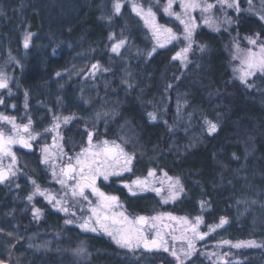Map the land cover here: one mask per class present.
<instances>
[{
    "label": "trees",
    "instance_id": "1",
    "mask_svg": "<svg viewBox=\"0 0 264 264\" xmlns=\"http://www.w3.org/2000/svg\"><path fill=\"white\" fill-rule=\"evenodd\" d=\"M259 1L258 13L247 0L239 11L217 10L187 48L180 22L154 0H0V69L19 66L12 101L27 100L36 128L59 111L72 120L62 130L67 151L91 135L128 155L129 174L99 185L131 214L157 211L214 227L188 252L173 251L172 237L167 250L130 251L32 202L26 181L4 188L9 181L0 185V264H264V69L247 74L253 43L264 39ZM146 10L169 30L166 44L154 42ZM20 151L28 175L45 183L38 147ZM153 170L179 180L174 201L115 185ZM42 238L54 242L49 251L34 250Z\"/></svg>",
    "mask_w": 264,
    "mask_h": 264
},
{
    "label": "rangeland",
    "instance_id": "2",
    "mask_svg": "<svg viewBox=\"0 0 264 264\" xmlns=\"http://www.w3.org/2000/svg\"><path fill=\"white\" fill-rule=\"evenodd\" d=\"M162 5L166 15L175 18L182 26V36L188 48L196 28L200 24L210 25L216 22L215 12L217 10H234L239 11L240 0H154ZM247 3L258 13L253 4V0H247ZM260 8L264 9V0L259 1ZM143 13L154 33V42L156 45H164L170 40L166 37L164 27L160 26L151 11H140ZM261 17L264 15L259 14ZM169 31V30H168ZM32 34L24 37V46L33 38ZM171 37V36H170ZM30 45V47H31ZM254 53L250 58V65L247 74L251 75L258 69H264V39H256L253 43ZM186 53V51H184ZM187 54V53H186ZM184 54V57L185 55ZM249 56L247 57V59ZM246 59V61H247ZM18 60H13L17 64ZM247 63H249L247 61ZM8 70L0 69V81L8 83V87L0 89V132L6 136V152L0 155V170L8 168L11 173V179L16 178L14 183L17 184L20 176L31 180L26 185L30 189L29 199L32 202L41 200L45 204L52 205L54 209H59L68 215V221L74 222L77 226H85L88 230H94L98 233H104L115 241L120 242L122 248L130 251L142 250L140 243L145 239H158L161 241L162 250L169 249L168 241L170 237L176 242L173 251L178 248L188 252L190 247H194L197 240L201 238L200 233H209L214 231V227H209L208 231L204 230L199 224L189 221L180 216L168 213H154L146 215L148 224L139 226L137 219L144 215L131 214L123 201L106 204L101 200L102 196L94 194L92 190H85L79 193V184L82 180L94 182L100 187L101 183H106L113 175H120L126 170L128 155L120 153L109 143L93 142L91 135L88 138L87 146L77 149L76 151H67L63 144L64 136L62 130L72 120L70 116H56L54 111L52 120L43 123L40 130L37 129V122L33 120L32 114L29 113L27 103L23 101L17 106L12 99L16 96L17 87H12L13 77L19 73V66L12 65L7 67ZM18 85V83H17ZM8 100V102L4 100ZM6 103L10 104L9 111L5 110ZM4 109V111H3ZM30 126L25 134L28 145L31 148L38 147L41 156L42 166L52 182L54 189L41 188L38 177L32 178L28 175L22 166L23 157L18 153V140L23 136L20 127L24 124ZM35 124V128H34ZM43 128V129H42ZM124 154V155H122ZM68 164L73 165L74 171L68 178L65 175V167ZM152 172V171H151ZM30 174V173H29ZM23 178V179H24ZM30 178V179H29ZM11 182V180H10ZM129 194L143 193L149 190L156 193L159 200L163 203L174 201L182 192L181 183L177 178H168L165 174L153 171L149 176L134 178L128 183H124ZM14 187V185H13ZM160 192H157V190ZM104 203V204H103ZM72 216V217H71ZM191 227V228H190ZM167 244L164 246L163 243ZM244 246V243H233L232 247L237 250ZM231 247L230 245L227 248ZM158 248V249H160ZM187 248V249H185ZM226 257L221 254L220 259Z\"/></svg>",
    "mask_w": 264,
    "mask_h": 264
},
{
    "label": "bare ground",
    "instance_id": "3",
    "mask_svg": "<svg viewBox=\"0 0 264 264\" xmlns=\"http://www.w3.org/2000/svg\"><path fill=\"white\" fill-rule=\"evenodd\" d=\"M24 103H27V105H28V107H29V113H34L35 112V109L33 108V107H31L30 105H29V103L27 102V100L24 102ZM59 115H63L61 112H59V111H57V114H56V116L58 117ZM32 118H33V114H32ZM32 123L34 122V119L31 121ZM43 125V124H42ZM41 125V126H42ZM27 151H31V150H27ZM18 153H19V156L21 157V151L20 150H18ZM25 168V167H24ZM126 168V170L125 171H123V172H121L120 173V175H119V177H121V176H124V175H128L129 173L127 172L128 171V166H126L125 167ZM6 169H8V168H6ZM2 170V169H1ZM9 170V169H8ZM25 171L27 172V169H25ZM154 171V170H153ZM9 172H10V170H9ZM150 172V171H149ZM150 173H152V172H150ZM150 173H148V174H145L144 175V177L146 176H149L150 175ZM66 175V174H65ZM68 178L70 177V176H68V175H66ZM46 177V176H45ZM45 177H44V179H45ZM47 177H48V175H47ZM12 177H11V173H10V176H9V178H8V180H5V181H3V182H0V185H2L3 183L5 184V183H7V182H9L10 180H12L11 179ZM24 177H22V176H20V179L18 180L19 182L17 183V184H15L14 186L16 187L15 189H19L20 187H21V184H22V182H24V181H27L28 179H26V178H24ZM43 178V177H42ZM15 177L13 178V180L11 181V183L9 184V185H7V186H4V188H6V189H11L12 191H13V189H12V186H11V184L12 183H14V181H15ZM43 179V180H44ZM141 179V178H140ZM46 182L45 183H42L41 181H40V186H41V188H44V189H47V188H49V189H54V187H52V182H51V180H50V178L48 177V178H46V180H45ZM29 182H31V180H28V183ZM109 182V181H108ZM107 182V183H108ZM124 183H128V182H126V181H124V179H117V180H115V185H117V187L118 188H120L121 189V187L122 188H125L126 189V187H124L125 186V184ZM27 186V185H26ZM28 187V186H27ZM29 189V188H28ZM0 190L2 191V189H1V187H0ZM29 191H30V189H29ZM28 191V192H29ZM102 192H101V195L100 196H102V199L104 200V196H108V197H111V196H113V197H117L118 198V200L116 201V202H118V201H120V195H117L116 193H114V192H111V193H109V192H107L106 190H104V188H102V190H101ZM157 192H160V190L158 189L157 190ZM134 194V193H133ZM136 195H143V194H141V193H136ZM144 195H146V196H148L149 195V197L151 198V199H155L158 195L156 194V193H153V192H151V191H149V190H146V192L144 193ZM157 195V196H156ZM105 201V200H104ZM126 206V205H125ZM155 206V205H154ZM154 208V207H153ZM126 209L128 210V206H126ZM135 214H139V215H143V213L141 212V211H138L137 213H135ZM72 217V216H71ZM69 220V219H68ZM69 222V221H68ZM71 223L72 224H74V222H72L71 221ZM75 225V224H74ZM191 228V227H190ZM7 232V236H10V232L9 231H6ZM200 237H201V239H204V237H206V234H204V233H200V235H199ZM41 242L43 243L42 245L40 244L39 246H38V248H36V249H34L35 251H39V252H46V251H49V249L51 248V246L52 245H54V242L51 240L50 241V239L48 238V239H46V238H42L41 239Z\"/></svg>",
    "mask_w": 264,
    "mask_h": 264
},
{
    "label": "water",
    "instance_id": "4",
    "mask_svg": "<svg viewBox=\"0 0 264 264\" xmlns=\"http://www.w3.org/2000/svg\"><path fill=\"white\" fill-rule=\"evenodd\" d=\"M31 45V42H28L25 44V48L29 49ZM7 82L5 81H0V88L4 89L7 87ZM23 130H26V127H23ZM18 146H20L21 148H25L26 147V138L25 136H22L19 140H18ZM6 152V136H4V134L2 132H0V155L4 154ZM74 171V167L71 164L67 163V166L65 167V174L66 175H70V173H72ZM10 176V172L8 169L6 168H2V170H0V182H3L5 180H8ZM79 186V190L83 191L85 189H89L92 188L95 190V186L93 185V183L91 181L88 180H82L81 183L78 185ZM104 200L107 204H112L115 203L118 198L117 197H108V196H104ZM148 222V218L147 216L144 217H139L137 219V224L139 226H146ZM160 246V241L159 240H155V239H148L145 240L143 242H141V248L144 251H148V252H154L156 251Z\"/></svg>",
    "mask_w": 264,
    "mask_h": 264
},
{
    "label": "flooded vegetation",
    "instance_id": "5",
    "mask_svg": "<svg viewBox=\"0 0 264 264\" xmlns=\"http://www.w3.org/2000/svg\"><path fill=\"white\" fill-rule=\"evenodd\" d=\"M7 88V87H6ZM22 124H24V123H22ZM23 127H26V130H23ZM29 128H30V126L29 125H27V124H24V125H22L21 127H20V132L21 133H23L22 135L23 136H25V134L27 133V131L29 130ZM25 138H26V136H25ZM20 149H22L20 146L18 147V150H20ZM31 149H33V148H31L29 145H28V142H27V138H26V147L25 148H23L22 150H31ZM69 176V175H68ZM93 183V185L95 186V190L94 189H90V190H92V192L94 193V194H97V195H101V190H102V188L101 187H99V186H97L94 182H92ZM101 186V185H100ZM89 189H85V190H89ZM85 190H83V191H80L79 190V193H83ZM104 203H105V201L103 200V199H101ZM103 203V204H104ZM106 205V204H105ZM83 227H85V226H83ZM86 229H88L87 227H85Z\"/></svg>",
    "mask_w": 264,
    "mask_h": 264
}]
</instances>
